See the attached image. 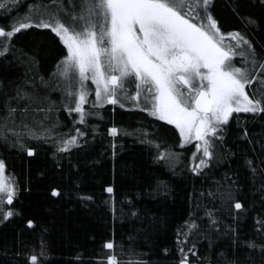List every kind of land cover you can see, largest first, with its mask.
<instances>
[{
	"label": "snow or ice",
	"instance_id": "1",
	"mask_svg": "<svg viewBox=\"0 0 264 264\" xmlns=\"http://www.w3.org/2000/svg\"><path fill=\"white\" fill-rule=\"evenodd\" d=\"M224 3L242 28L224 29L216 0H29L16 15L25 0H0V148L23 158L47 145L61 172L65 162L79 173L82 162L109 155L92 187L78 176L51 196L66 198L69 212L119 218L149 245L177 210L173 245L160 250L165 260L178 253L176 264H264V0ZM30 29L56 45L50 71L43 41L17 46ZM105 105L162 123L129 132L113 122L101 133L90 119H103ZM97 136L108 149L94 155ZM127 136L159 168L118 166ZM188 145L185 163L177 149ZM19 191L0 156V225L22 215ZM102 247L106 264H120L114 240ZM0 264H48L45 245H0Z\"/></svg>",
	"mask_w": 264,
	"mask_h": 264
},
{
	"label": "trees",
	"instance_id": "2",
	"mask_svg": "<svg viewBox=\"0 0 264 264\" xmlns=\"http://www.w3.org/2000/svg\"><path fill=\"white\" fill-rule=\"evenodd\" d=\"M27 2L29 0H25V4L18 9V12L14 11L13 15L23 13L26 10ZM215 13L220 17L225 30L243 27L241 21L225 7L224 0H216ZM4 15L3 12H0V17ZM3 23L5 21L0 19V24ZM256 39H260V37H256ZM37 40L43 41L47 46L44 69L50 71L55 60L59 57L55 43L46 35L37 36L30 29L17 34L16 43L18 47L31 46ZM100 112L103 119L91 118L90 124L98 125L101 133L113 122L129 132L139 129L149 122L162 123L154 121L146 113H141L138 110L128 111L120 109L118 106L113 110L112 105H107L100 109ZM240 115L243 119L244 114ZM167 127L172 129V126ZM169 136L172 137L170 143L176 139L172 131L169 132ZM120 143L123 144V150L119 152L118 166L125 163L134 164L147 172H153L159 168L158 165L152 163L148 147L142 145L136 136L124 137ZM107 149V139L97 136L93 154L106 152ZM177 150L183 152L184 162L187 163L194 147L189 146ZM0 156H3L7 162V173L15 177L19 186L20 191L15 205L22 213L10 223L0 225V245L19 247L22 241L28 249L39 251L43 241L48 264H106V261L101 258L110 250L104 249L102 246L105 241L111 239L115 241L114 252L118 255L120 264H136L138 260L149 261L150 264H176L175 257L178 253L170 254V258L165 260L162 259L160 250L173 245V231L180 223L177 210L169 209L170 223L167 231L162 232L154 243L149 245L135 237L130 232V226L127 223L122 225L119 218L113 221L110 216L100 213L86 215L79 209L69 212L68 209L71 205L66 198L51 196V188H70L78 176L83 181L84 189L92 187L98 177L101 174H106V170L111 167L109 155L97 156L100 164L86 165L82 162L79 173L75 169L69 172L66 162L63 172L57 169L53 164L47 145H39L38 155L35 157L24 156L22 158L16 152L5 151L3 148H0ZM182 167L183 164L180 165V168ZM176 179L179 182L183 177L177 176ZM27 219L35 221L34 228H28ZM251 222V218H249L244 227H249ZM130 237L133 238L130 239Z\"/></svg>",
	"mask_w": 264,
	"mask_h": 264
},
{
	"label": "rangeland",
	"instance_id": "3",
	"mask_svg": "<svg viewBox=\"0 0 264 264\" xmlns=\"http://www.w3.org/2000/svg\"><path fill=\"white\" fill-rule=\"evenodd\" d=\"M89 86L90 87H92V88H94V85H91V82L89 81ZM105 106H107V105H105ZM189 146H193V145H188V146H186V147H189ZM194 147V146H193ZM195 150V149H194Z\"/></svg>",
	"mask_w": 264,
	"mask_h": 264
}]
</instances>
